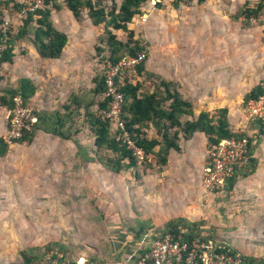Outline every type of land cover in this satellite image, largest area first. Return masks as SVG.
Here are the masks:
<instances>
[{"label": "rangeland", "instance_id": "rangeland-1", "mask_svg": "<svg viewBox=\"0 0 264 264\" xmlns=\"http://www.w3.org/2000/svg\"><path fill=\"white\" fill-rule=\"evenodd\" d=\"M104 1L107 6L119 2ZM22 3L0 0V19L8 20L12 34L21 26L15 5L22 8ZM256 4L257 0H204L201 4L191 0L173 9L171 0L154 5L146 0L139 15L127 24L141 47L138 52L144 54L143 68H203L208 61L207 68H214L215 84L222 81L229 87L224 107L229 129L252 141L254 171L238 176L228 190L206 192L200 177L208 145L190 152L182 138L184 152L172 161L165 178L160 175L163 167H157L150 155L134 170L112 174L103 169L93 157V134L87 123V113L95 114L101 101L93 92V79L107 55L94 51L102 46L101 33L92 52L86 51L74 68H61L47 60L34 67L37 85L27 105L35 115L63 119V130L82 150L77 152L71 140L50 134L46 140L35 138L46 134L40 130L29 144L7 145L0 157V264H27L24 257L35 259L28 263L40 262L56 245L69 262L112 264L133 246L132 230L139 224L154 231L178 218L198 223L202 235L240 255L251 256L260 246L264 250L261 186L256 181L264 177V136L245 115L243 104V96L253 87H264V9L249 19L243 13ZM99 28L102 32V25ZM70 31L75 33V29ZM116 37L126 40L121 32ZM26 43L15 45L16 61L0 65V92L15 87L14 71L19 56L25 55L21 48ZM191 51L199 52L195 56ZM130 78L132 83L138 81L141 93L152 92L160 81L157 76ZM6 114L7 109L0 106L1 140ZM146 132L155 136L152 129ZM82 154L92 157L91 162H83ZM102 154L109 155L107 151ZM179 163L182 168L173 167Z\"/></svg>", "mask_w": 264, "mask_h": 264}, {"label": "trees", "instance_id": "trees-1", "mask_svg": "<svg viewBox=\"0 0 264 264\" xmlns=\"http://www.w3.org/2000/svg\"><path fill=\"white\" fill-rule=\"evenodd\" d=\"M146 0H120L119 5L111 2L109 6H102L100 0H61L65 8L71 13L76 21L81 20V12L86 11V17L89 19L92 26L102 25L103 40L102 46L95 47L96 54L105 52L104 61L112 63L117 62L125 55H133L141 51L139 42L133 39L132 31H129L127 24L130 20L139 15L140 5ZM184 1L191 0H171V6L176 9L178 4ZM198 4L204 0H195ZM56 0H48L45 6L34 13H26L21 17V26L18 27L15 34L12 32L6 35V49L0 58V65L2 63L10 64L12 62V51L15 45L26 41L30 43L36 54L41 59L54 60L59 58L61 51L66 43V36L57 31L50 21V10L46 7L51 3V8L57 10L58 6L55 4ZM16 11L21 10V6L15 5ZM264 9V0H257V4L253 9H244L243 13L249 19L251 15H257ZM256 17V16H255ZM113 31H119L126 35V40H120L116 37ZM143 63H140L136 68V76H145L146 78L153 77L151 73L144 71ZM160 80L157 86L153 87L152 92L141 93L140 84L138 81L134 83L127 82L124 79L120 84L116 85V89L121 93L123 102L120 112V119L123 123L124 131L127 133L129 139L134 146L139 149L146 159L148 155L153 156L155 165L157 167H164L167 163V155L169 150L179 152V139L188 140L196 132L202 133L206 138L207 145L217 143L222 139L233 138L235 140L245 139L247 141L248 153L252 156L251 140L244 136H238L229 129L227 121L226 108L214 109L213 113L200 111L194 116L192 105L183 100L180 95L173 90V84ZM94 94L101 95L103 92V83L101 73L93 79ZM162 89L160 92L158 89ZM172 88V90H171ZM264 91V87L255 86L248 93L243 96V104L247 101L255 99ZM0 106L9 110L12 106L13 98L18 95L21 97L23 103L34 94V86L30 80L22 78L16 81L15 87H8L0 92ZM166 104V106H164ZM98 109L105 108V101L97 103ZM34 123H28L27 127L22 131L21 137L14 143L29 144L36 131H42L50 134L61 140H71L76 146L77 152H80L79 143L75 138L71 139L68 130H63V119L48 116L35 115ZM189 118V119H185ZM87 123L93 134V157L97 163L106 171L112 174H119L122 171L131 169L134 170L142 161H138L135 154L127 149L125 145L115 140L116 133H111L107 122H102L97 119L95 114L87 113ZM259 135L264 136L262 129V122H257ZM152 129L155 136H148L146 130ZM173 131L170 133V130ZM7 145L0 139V157L6 152ZM108 152L102 154L101 152ZM91 158L86 154H82V161L89 163ZM255 160L250 158L247 170L236 171L231 178H229L224 186L226 190L230 189L236 178L240 175H246L254 171ZM144 171V170H143ZM135 179L138 177L134 174ZM201 227L198 223H189L184 219H173L164 224L160 229L154 230L157 234L166 232H180L184 231L183 235L189 239L200 236ZM146 231L143 224H139L137 229L132 230V242L137 241ZM205 239L216 242L209 236L205 235ZM218 243V242H217ZM219 244V243H218ZM224 249H228L229 253L239 258L240 264H264L261 260L240 255L234 250L227 248L223 244H219ZM51 247V246H49ZM48 246L46 248H49ZM53 252H59L69 264H76V261L69 262L64 254L61 252L62 247L56 245ZM35 260L34 258L24 257L23 261L28 263Z\"/></svg>", "mask_w": 264, "mask_h": 264}, {"label": "built area", "instance_id": "built-area-1", "mask_svg": "<svg viewBox=\"0 0 264 264\" xmlns=\"http://www.w3.org/2000/svg\"><path fill=\"white\" fill-rule=\"evenodd\" d=\"M48 0H23L20 10L21 17L26 13H34L43 8ZM151 4L160 0H149ZM144 22V19L141 18ZM253 21V19H251ZM262 27L264 29V19ZM8 20L0 19V58L6 49V35L10 33ZM144 54L136 52L125 55L117 62L104 61L99 66L102 76L103 92L101 101H105V108L97 109L95 116L102 122H107L111 133H116L115 140L131 150L138 161L143 155L129 139L124 131L120 119L123 98L116 89L124 79L131 82L136 76L135 68L144 62ZM245 115L255 124L264 122V91L255 99L245 104ZM28 123H34L35 117L27 103H23L20 96L13 98L12 106L7 110L6 128L2 141L6 145L14 143L21 137L22 131ZM252 158L248 153L245 139H222L209 144L206 150L205 162L202 167L200 185L206 192L220 191L227 180L236 171L245 170ZM184 231L157 234L152 230L146 231L134 242L133 246L112 264H240L237 257L232 256L228 249L222 248L217 242L205 239V235L185 238ZM81 259L76 264H85ZM27 264H69L59 252H51L46 258L37 263Z\"/></svg>", "mask_w": 264, "mask_h": 264}, {"label": "crops", "instance_id": "crops-1", "mask_svg": "<svg viewBox=\"0 0 264 264\" xmlns=\"http://www.w3.org/2000/svg\"><path fill=\"white\" fill-rule=\"evenodd\" d=\"M90 1L93 2L94 0ZM100 2L102 6H107L104 0H100ZM113 3L115 5H119L120 0L117 4L115 1H113ZM55 4L58 6V9L56 11L51 8V3H49L46 7L51 12L50 21L53 24V27L66 36L65 46L63 47L59 58L54 60H47L39 58L30 43L23 44L24 48L23 50L21 48V51H24L25 55H23L24 57L22 55L19 56V65H17L18 68H15L14 71L15 84L18 79L25 78L30 80L33 86L35 87L37 85V82L35 81V72L37 68L34 67L37 66L39 61H55L59 64V66H61V68H74L75 64L79 63V58L84 57V53L86 51L91 50L89 53L92 52L93 46L95 45V40L102 33L99 28L100 25H91L89 19L86 17L85 10L81 12L80 23L72 17L71 13L65 8L61 0H56ZM109 4H111V2H109ZM17 16L21 18L20 11L17 12ZM70 29H75V33L72 34ZM117 32L119 31H113L115 35ZM14 50L12 51V53H14ZM193 52L194 55L197 56L199 51ZM193 52L191 51V53ZM13 58L16 61L17 57L15 56V54H13L12 61ZM22 61H24L26 65L29 66V68H26V65L22 66ZM207 62L208 61H205L203 68H197V65H195L194 67L196 68H177L176 66V68L159 67L144 68V70L148 73L158 76L161 80L165 82L172 83L174 90L180 95V97L183 100L188 101L192 105L193 114L194 116H196L200 111L209 112L214 109L224 108L225 103L228 100L227 96L229 94V87L222 81H217V83H219L215 84L214 68H207ZM3 64L6 63H2L1 65ZM170 66L173 67V65L171 64ZM185 119L189 118L185 117ZM40 134H38L35 138L46 140L45 136L47 134H41L44 136H41ZM186 142V150L190 152L197 149H199L200 152V150H204L206 146L205 136L202 133L198 132L194 133L190 139L186 140ZM178 146L180 150L179 152H184L180 141L178 143ZM179 152L177 153L175 151L169 150L167 155V163L163 167V172L160 175H162L163 177L167 175L168 167L172 165V161L174 159H178L181 156ZM173 167H177L180 169V167L182 168V164H173ZM256 181L261 186L258 190V196L260 198L259 207L260 211H263L264 213V177H259L256 179ZM261 249L262 246L258 247L257 250H255V254H250L251 257L264 258V256H262L261 254H264V250H262L261 252Z\"/></svg>", "mask_w": 264, "mask_h": 264}, {"label": "bare ground", "instance_id": "bare-ground-1", "mask_svg": "<svg viewBox=\"0 0 264 264\" xmlns=\"http://www.w3.org/2000/svg\"><path fill=\"white\" fill-rule=\"evenodd\" d=\"M80 262H82V259H81V261Z\"/></svg>", "mask_w": 264, "mask_h": 264}]
</instances>
